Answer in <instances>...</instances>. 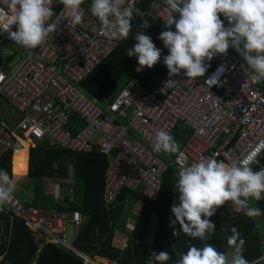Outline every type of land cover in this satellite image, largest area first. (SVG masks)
<instances>
[{
	"label": "built area",
	"instance_id": "built-area-1",
	"mask_svg": "<svg viewBox=\"0 0 264 264\" xmlns=\"http://www.w3.org/2000/svg\"><path fill=\"white\" fill-rule=\"evenodd\" d=\"M131 3L142 14L134 12L135 24L152 19L164 31H175L174 24L166 27L168 12L162 0ZM0 7H4L2 2ZM81 7V23L71 24L60 16L56 32L33 50L15 44L8 31H15V25L7 18L0 21V102L9 103L16 115L14 123L0 118V159L21 152L24 144L35 148L46 143L76 154L97 150L108 159L104 200L109 207L124 189L157 201L165 174L170 167L178 169L176 156L167 163L163 153L152 150L157 131L173 135L180 126L191 130V137L180 149L189 163L201 156L238 163L257 145L264 149V82L252 79L245 71L246 61L232 47L205 61L208 69L204 77L188 79L183 70L170 77L167 72L151 91L132 79L106 107L87 97L79 84L124 40L103 35L100 22L89 11L90 0H84ZM63 8L59 0H53L54 14ZM131 25L129 36L135 31ZM15 57L19 59L10 67ZM208 80L215 83L209 86ZM78 124H84V129L76 134L69 130L70 126L77 129ZM263 157L261 150L250 166H259ZM0 208L22 219L25 227L41 234L46 243L72 251L85 264H104L85 257L66 239L68 225L77 232L83 225L79 211L25 208L13 192ZM128 241V236L121 235L114 245L125 250ZM153 253L147 255V264Z\"/></svg>",
	"mask_w": 264,
	"mask_h": 264
},
{
	"label": "clouds",
	"instance_id": "clouds-1",
	"mask_svg": "<svg viewBox=\"0 0 264 264\" xmlns=\"http://www.w3.org/2000/svg\"><path fill=\"white\" fill-rule=\"evenodd\" d=\"M0 2L4 5L0 7V21L7 18L14 24L16 30H8L10 37L15 44L29 50L43 45L50 34L56 32L60 16L67 18L71 24H79L83 19L81 5L84 0H59L64 8L58 15L52 10L53 0ZM162 3L168 12L166 27L170 29L175 25V31L166 30L159 36L169 53L163 57V63L170 77L179 75L182 70L188 79L204 77L208 69L205 61H211L217 54H226L232 47L246 61L245 71L251 73L252 79L264 82V0H162ZM89 11L100 22L103 35L118 40L129 38L134 12L141 14L133 7L131 0H90ZM176 14L178 19L175 18ZM221 16L227 21V26ZM147 27L148 22L145 21L143 28ZM135 41L134 46L127 49V57L137 58L139 66L136 71L139 73L157 64L161 49L143 31L135 35ZM206 83L210 86L215 81L208 80ZM31 149L34 148L27 149V166ZM152 150L176 155L178 169L175 190L179 194V205L173 204L171 207L175 219L170 220V226L175 229L178 223L180 230L173 231L174 237L186 234L193 239L206 240L215 231V225L208 218L223 205L231 213H243L249 217L264 214L260 208L249 204L250 200L258 202L264 199V166L258 171L250 166L259 152L264 150L261 145H257L238 163L203 156L189 163L174 136L160 130L155 134ZM14 157L11 153L8 163L10 175H13ZM12 191L8 173L0 170V205L9 200ZM244 243L238 230L233 227L232 235L227 240V252L218 251L208 243L202 247L190 244L186 253L180 254L177 264L264 263V260L261 261L264 252L257 261L247 260L243 255ZM169 260L168 252L162 251L153 253L148 264H166Z\"/></svg>",
	"mask_w": 264,
	"mask_h": 264
},
{
	"label": "trees",
	"instance_id": "trees-1",
	"mask_svg": "<svg viewBox=\"0 0 264 264\" xmlns=\"http://www.w3.org/2000/svg\"><path fill=\"white\" fill-rule=\"evenodd\" d=\"M143 5L141 8L143 9ZM221 19L224 20L223 16ZM135 18L131 24L135 25V31L124 40L114 53L105 60L93 73L80 83V87L86 95L96 102L102 103L111 92L121 90L128 80L139 78L142 87L151 91L165 77L168 72L163 63V57L168 55L167 48L159 39L164 30L152 19H141L137 24ZM148 27L143 28L144 22ZM225 26L227 21L224 20ZM143 31L151 37L158 49H161V58L151 69L144 68L137 72L139 66L136 57H127V49L135 44V35ZM78 128L69 130L74 134L84 129V124H78ZM73 130V131H72ZM192 131L188 128L177 129L172 135L175 139L191 137ZM183 141V140H181ZM15 158V157H14ZM13 158V159H14ZM11 154H5L0 159V169L8 171L6 165L10 162ZM169 163V160H165ZM106 156L95 150L91 154H76L66 149L50 147L46 143L38 144L29 152V166L27 178H48L52 181L61 180L65 186L79 195V200L67 196L68 206L55 207L56 211H79L83 216V225L76 234L74 246L90 259L100 257L113 264H147L149 249L155 253L168 252L170 260L166 264H177L181 253H186L190 244L202 247L204 241L199 238H191L186 234L173 236L174 230H180L177 223L175 229L170 226V220H174L171 213L173 204L179 205V194L175 190L176 180H173L176 169L170 167L163 178V187L157 201H150L140 193L124 189L116 202L107 207L104 200L106 172L108 169ZM264 166V157L259 166L253 170L258 171ZM13 170V169H12ZM9 173V172H8ZM39 181V180H38ZM38 188V187H37ZM140 200L144 204L141 215L136 217V226L127 249L122 250L114 245L113 237L117 230L123 231L122 215L125 214V204L128 200ZM257 207L264 213V199L256 201ZM160 218V229L155 238H147L148 225L152 215ZM264 219V214L261 215ZM215 225V231L211 234L214 247L218 251L227 252L228 237L232 235L235 227L240 237L245 241L243 255L249 261H257L263 256L264 240L261 232L252 217L243 213H231L226 206L219 207L215 214L208 218ZM9 229V218L0 210V254L6 255L0 264H85L82 257L61 246L34 241L32 235L23 226L19 219L14 220L12 239L2 241L1 235ZM38 244L42 247L37 253ZM257 264H264L258 263Z\"/></svg>",
	"mask_w": 264,
	"mask_h": 264
},
{
	"label": "crops",
	"instance_id": "crops-1",
	"mask_svg": "<svg viewBox=\"0 0 264 264\" xmlns=\"http://www.w3.org/2000/svg\"><path fill=\"white\" fill-rule=\"evenodd\" d=\"M94 72V71H93ZM92 72V73H93ZM132 79H138L139 80V78H137V77H133V78H131L130 80H132ZM130 80H128V82L130 81ZM84 81V80H83ZM127 82V83H128ZM126 83V84H127ZM141 84V83H140ZM126 86V85H125ZM124 86V87H125ZM79 87H80V84H79ZM123 87V88H124ZM122 88V89H123ZM80 89L83 91V88L82 87H80ZM122 89L121 90H119V91H113V92H111L106 98H104L103 99V102L101 103V105L103 104V106L104 107H106V106H108L115 98H116V96L118 95V93L119 92H121L122 91ZM84 92V91H83ZM84 94L86 95V93L84 92ZM87 96V95H86ZM88 97V96H87ZM91 99V98H90ZM92 100H94V99H92ZM8 109H11L12 110V114H7V110ZM0 118L1 119H3V120H5V121H7V122H9V123H14V121H15V119H16V115L13 113V109H12V106L9 104V103H7V102H3V101H1L0 102ZM181 128H185V126H180V128H178V129H181ZM181 140H183V141H181ZM176 141L178 142V144H179V146H180V149L182 148V146L186 143V141H185V138H181V139H176ZM51 147V146H50ZM163 157H162V159L163 160H169L170 161V159H171V161L175 158V156L176 155H166V154H163L162 155ZM22 159H26V161L28 162V152H24V153H21V154H15V158L13 159V175H11L12 177H15L16 179H18V178H21V177H27V174H28V166L26 165V167L25 168H23L22 170H21V172L20 173H18L17 171H16V166L18 165V164H21L19 161H21ZM17 162H18V164H17ZM6 168H7V170H8V164L6 165ZM1 170V169H0ZM7 173H8V171H7ZM9 174V173H8ZM16 175H19L18 177H16ZM31 180H33V182H35V184H34V189H33V198H32V201H31V203H30V205L28 204V205H25V204H22V202H20L18 199V201L23 205V207H25V208H28V207H32V208H36V209H40V210H42V211H56V210H54L55 209V207H56V205L57 206H59V205H61V206H63V207H67L68 206V202L66 201L67 200V196H68V192H72V193H74V191L71 189H69V188H67L66 186H65V184L64 183H66V182H64L63 183V181H61V180H58L56 183L57 184H55L54 185V188H55V186L56 185H58V188H56L53 192L54 193H56V195H55V197H52L51 198V200L50 199H48V196L49 195H47V193L48 192H46V191H44L43 190V187H42V185H43V183L45 182V181H52V180H50V179H48V178H42V179H35V178H32ZM39 180V181H38ZM173 180H176V182H177V170H176V174L174 175V177H173ZM38 187V188H37ZM175 187H176V185H175ZM68 189V190H67ZM36 191V192H35ZM13 192V191H12ZM35 193H41V194H43V195H41L42 197H44V199H46V200H44L48 205H49V207H47V208H43L42 206H41V204H39V205H37V206H35L34 204L36 203L35 202V200H36V195H35ZM35 195V196H34ZM70 196V195H69ZM50 203V204H49ZM249 203H251L252 204V206H256L257 207V203H256V201H254V200H250L249 201ZM125 205H130L132 208V210H131V213H132V215H131V217H129L128 215H127V213H126V210H125V214L124 215H122V222H123V224H125V226H123V231H121V230H117L116 231V233H115V236L113 237V242H114V239L116 238V237H120L121 235H125V236H128V238H129V241H128V245H129V242H130V240H131V238H132V234L134 233V229H135V226H136V220H133V215L135 214L136 215V217L137 216H139V215H141V213H142V211H143V208H144V206H143V203H140V200H128L127 202H126V204ZM229 209V208H228ZM0 210L1 211H3L6 215H7V217L9 218V229H6V230H4L3 231V233H2V235H1V240L2 241H4V240H7V242L8 243H10V241H11V239H12V229H13V224H14V220L15 219H19L20 220V222H22V224H23V226L25 227V225H24V223H23V220L22 219H20V218H18V217H14L13 215H11V214H8V213H6L4 210H2L1 208H0ZM230 211H232L231 209H229ZM26 228V227H25ZM159 229H160V218L158 217V215H152L151 216V218H150V223H149V225H148V234H147V238H149V239H151V238H155L156 237V235H157V233H158V231H159ZM26 230H28L27 228H26ZM29 231V230H28ZM29 233L32 235V237H33V239H34V241L36 242V241H41L43 244L45 243L46 244V242H45V240L43 239V237H42V235L41 234H35V233H32V232H30L29 231ZM129 233V234H128ZM132 233V234H131ZM210 237V236H209ZM210 239H211V237H210ZM211 241H212V239H211ZM204 243L206 244L207 242H206V240H204ZM212 244H213V242H212ZM41 246L39 247L38 246V250H37V253H38V251L40 250V248L42 247V244H40ZM213 246H214V244H213ZM76 248V247H75ZM77 249V248H76ZM78 250V249H77ZM79 251V250H78ZM150 252H154L155 253V250L154 249H149V252H148V254L150 253ZM6 253H7V251L4 253V254H0V262L4 259V256L6 255ZM81 253V252H80ZM84 255V254H83ZM85 256V255H84ZM85 257H87V256H85ZM88 258V257H87ZM90 259V258H89ZM92 261L94 260V261H97L98 262V260H100V261H102L101 263H105L106 261L108 262V260L107 259H104V258H100V257H94L93 259H91ZM32 264H35L34 262L32 263Z\"/></svg>",
	"mask_w": 264,
	"mask_h": 264
},
{
	"label": "rangeland",
	"instance_id": "rangeland-1",
	"mask_svg": "<svg viewBox=\"0 0 264 264\" xmlns=\"http://www.w3.org/2000/svg\"><path fill=\"white\" fill-rule=\"evenodd\" d=\"M16 52L21 54L22 56L24 55V52L22 50H16ZM97 104L99 106L101 105V103H99V102ZM7 111H8L7 114H9V115L12 114V110L11 109H8ZM20 165H22V164H20ZM23 168H25V167H23ZM21 170H22V168H21ZM8 175H9L10 180L12 181L13 193L16 195L17 199L20 202H22V204H25V205L29 204L30 205V203L32 201V198H33V192H34L33 191V189H34L33 187H34L35 182H33V180L27 178L26 176L16 179L15 177H12L10 175V173ZM18 176L19 175H16V177H18ZM55 184H57V183L54 182V181H49V182L45 181L43 183V185H42L43 190L48 192L47 195H49L48 199H50V200H51L52 197H55V195H56V193H54L53 191L56 188H58V185H56L55 188H54ZM40 194L41 193H35V195H36L35 202L36 203L34 205L37 206V205L41 204V206L43 208L49 207V205L44 201L46 199H44V197L41 196L43 194H41V195ZM68 195L73 197L75 199V202H77L79 200V195H74V193H72V192H68ZM229 204H231V203H229ZM249 204H250V206H252L251 203H249ZM254 207H256V206H254ZM124 208L126 210V213L128 212L127 215L129 217H131V215H132V213H131L132 209L131 208L132 207L130 205H125ZM133 217H134L133 220H136V215L135 214L133 215ZM252 218H253V220H255V223H256L257 227L259 228V230L261 232V236H262V238L264 240V219L262 218L261 215L257 216V217H252ZM76 238L77 237H76L75 228L72 225H68L66 227V239H67L68 243L74 245V242H75ZM206 242L213 246L210 237H208L206 239ZM38 246L40 247L41 245L38 244ZM98 262H102V261L98 260ZM104 264H113V263H110L109 261L108 262L106 261Z\"/></svg>",
	"mask_w": 264,
	"mask_h": 264
},
{
	"label": "bare ground",
	"instance_id": "bare-ground-1",
	"mask_svg": "<svg viewBox=\"0 0 264 264\" xmlns=\"http://www.w3.org/2000/svg\"><path fill=\"white\" fill-rule=\"evenodd\" d=\"M27 146L24 144V149L21 151V152H17V153H15V154H21V153H24V152H27ZM22 165H20V164H18V162H17V166H16V171L18 172V173H20L21 171V168L23 169V167H26V164H27V161H26V159H22L21 161H19Z\"/></svg>",
	"mask_w": 264,
	"mask_h": 264
},
{
	"label": "water",
	"instance_id": "water-1",
	"mask_svg": "<svg viewBox=\"0 0 264 264\" xmlns=\"http://www.w3.org/2000/svg\"><path fill=\"white\" fill-rule=\"evenodd\" d=\"M18 59H19V57H15V58L12 60L10 67H12V66L17 62ZM9 167H10V166L8 165V168H9Z\"/></svg>",
	"mask_w": 264,
	"mask_h": 264
}]
</instances>
